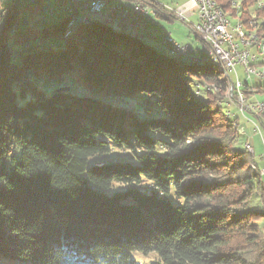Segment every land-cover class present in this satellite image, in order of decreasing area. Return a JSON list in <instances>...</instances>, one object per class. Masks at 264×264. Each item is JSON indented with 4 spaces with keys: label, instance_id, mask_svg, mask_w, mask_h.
Here are the masks:
<instances>
[{
    "label": "trees",
    "instance_id": "obj_1",
    "mask_svg": "<svg viewBox=\"0 0 264 264\" xmlns=\"http://www.w3.org/2000/svg\"><path fill=\"white\" fill-rule=\"evenodd\" d=\"M261 1L238 21L264 41ZM17 18L0 12V264H264V176L217 105L220 66L101 22ZM39 39L57 46L24 51Z\"/></svg>",
    "mask_w": 264,
    "mask_h": 264
},
{
    "label": "built area",
    "instance_id": "obj_2",
    "mask_svg": "<svg viewBox=\"0 0 264 264\" xmlns=\"http://www.w3.org/2000/svg\"><path fill=\"white\" fill-rule=\"evenodd\" d=\"M73 1L74 9H66V17L69 20L91 21L93 16L102 17L104 24L126 30L141 41H144L147 34H150L155 39H159L162 45L175 55L188 57L193 62L215 61L221 62L225 67H230L234 77L232 90L236 89L239 96H241L240 91L243 84L237 75L238 67H242L249 77L254 76L264 80V71L255 67V54H261L260 46L254 39H252L251 45H241L235 28L233 32H230L231 27L219 20V13L213 7H209L205 0H188L171 12L159 8L151 0ZM45 12L46 10H43L42 14L44 15ZM80 13L84 15L83 18L79 17ZM158 14L174 18L188 25L196 37L205 44L204 54L195 57L189 46L179 44L171 34L149 31L146 28V22L149 18H156ZM28 47L26 48L28 49ZM252 106H259V114L253 115L264 116V107H260V102H256ZM241 111L251 113V106H246V109ZM231 114L236 117L235 114ZM254 132L262 136V132L256 124H254ZM245 148L249 149L253 155V150L249 145H246ZM262 158L264 160V157ZM262 172L264 173V170Z\"/></svg>",
    "mask_w": 264,
    "mask_h": 264
},
{
    "label": "rangeland",
    "instance_id": "obj_3",
    "mask_svg": "<svg viewBox=\"0 0 264 264\" xmlns=\"http://www.w3.org/2000/svg\"><path fill=\"white\" fill-rule=\"evenodd\" d=\"M152 2L156 3L157 6L161 9L166 10L167 12L175 10V8L183 5L179 2V0H151ZM224 2H230L231 10H235L232 12L233 18L228 17L226 13H223L225 16H227V19L230 25V32H233L234 27L238 24V20L244 19L242 17V11H244V16L251 17L249 14H252L254 16V12L256 10V6L253 5L252 0L245 4L247 0H223ZM40 2V7L36 8L37 3ZM261 3L264 4V1H261ZM62 5L61 7H58ZM67 5V0H61L60 4H56V0H38L35 3H28L24 0H0V12L3 10H7L8 14H12L15 11L18 13L16 28L19 32L25 31L27 29H42L43 26L53 27L60 19H63L66 17L65 14V7ZM29 7V9H28ZM42 10H46L44 15L42 14ZM52 12H55L54 15H52ZM241 14L240 18L237 15ZM80 18H83L84 15L80 13ZM170 20H165L161 18H154L153 22L152 18H149L146 24L148 27L152 30L158 31L160 33H169L173 36V38L181 45H187L189 46L195 53V56H200V54H203L205 51V44L200 42V40L196 37V35L190 30L189 26L185 23H182L181 21H178L174 18H171ZM253 18H251L252 20ZM102 17L93 16L91 18L90 23L93 22H102ZM195 20V19H194ZM248 22L247 27H250L252 22ZM43 23V25H42ZM68 29L71 32H74L75 30L72 29V25L69 21ZM243 24V23H242ZM93 25V24H92ZM245 30L247 27L245 25ZM243 28V27H242ZM115 29V27H114ZM66 30V29H65ZM84 31V27H80L78 29L79 34H82ZM249 32V31H248ZM251 32V31H250ZM252 33L256 34V31H252ZM257 35V34H256ZM60 42L62 40H59ZM261 41V40H260ZM40 42L39 40L31 42V46L28 47V49H33L38 45ZM146 45H149L156 49L159 53H165L166 56H171L174 59L179 60L183 65L191 66L192 68H195L196 70H200L199 66L195 64L192 60H190L188 57H179L178 55H171L169 50L165 47L163 48L159 43V40L156 41L149 39V37H146L143 41ZM41 47L42 48H50V47H56L57 43L52 40H41ZM262 43L264 41L262 40ZM24 51H26V47ZM15 54V52H13ZM262 59V58H261ZM208 68L205 67L203 70L206 71ZM213 71L216 74H219L220 71L218 69H213ZM222 73V72H221ZM237 75L239 77L240 82L243 84V87L241 88V96L237 95L236 89L232 90V87L234 86L231 84V87L229 88V93L227 94V98L223 102H219L217 105L224 108L225 113L231 112L236 115V117L232 118V124L235 126V131L239 135V140L237 144V148L240 150L246 149V145H249L253 150V161L251 162V168H264V160L262 157H264V116H255L253 114L256 113H249L247 111L242 112V109H246V106H252L256 102H264V93L263 94H257L256 91L251 92L248 96L244 93V85H248L250 90L253 91L256 87H264V80H261L259 78H256L254 76H250L244 71L242 67L237 68ZM223 76V74H222ZM232 81L234 82L233 74L231 76ZM68 84V83H67ZM69 88V87H68ZM197 91L200 89H204L202 85L196 86ZM70 89V88H69ZM217 92V91H216ZM137 110L136 107H134V110ZM141 109V108H139ZM228 115V114H227ZM254 124H256L261 132L262 136L256 132H254ZM243 129V130H241ZM190 145H194L193 143H189ZM92 162V160H91ZM264 178V177H263ZM264 227V220L261 221ZM145 264L148 263V260H142Z\"/></svg>",
    "mask_w": 264,
    "mask_h": 264
},
{
    "label": "bare ground",
    "instance_id": "obj_4",
    "mask_svg": "<svg viewBox=\"0 0 264 264\" xmlns=\"http://www.w3.org/2000/svg\"><path fill=\"white\" fill-rule=\"evenodd\" d=\"M24 1L29 3V2H34L36 0H24ZM205 1L209 5V7H213L214 10L217 11V13H219V20L220 21H224V23L227 26L231 25V23H229V21L227 20L229 18H227V16H225L221 12V10L217 7L215 0H205ZM56 3H57V5H59L60 0H56ZM66 9H74V1L73 0H67ZM75 21H77V23L82 24V25L90 23V21H87L84 19H77ZM237 22H238V24L234 28L236 30V35L239 38L241 45H251L252 39H254L256 44H258L260 46V53L261 54H255V67L259 68L260 71H264V43H262V40L260 41V39L258 38V36L256 34L252 33V30H251V32L247 29L243 30L244 29L243 24L240 23V21H237ZM106 25H108V24H106ZM119 30L126 35L135 36L134 34L126 32V30H121V29H119ZM208 62H212V63H215L218 66H220L223 70V74H224L225 78L229 81L230 84L234 85V82L232 81V78H231L233 71L230 67H225L221 62H215V61H208ZM205 89L207 92H210V90H211V88H207V87ZM196 94L200 95V91L198 90ZM260 107H264V102H260ZM251 113L259 114V106H251ZM229 117H232V115L229 114ZM261 174L264 176V173L262 171H261Z\"/></svg>",
    "mask_w": 264,
    "mask_h": 264
},
{
    "label": "crops",
    "instance_id": "obj_5",
    "mask_svg": "<svg viewBox=\"0 0 264 264\" xmlns=\"http://www.w3.org/2000/svg\"><path fill=\"white\" fill-rule=\"evenodd\" d=\"M188 0H179V2L182 4H184V3H186ZM153 20L154 19H152V21L151 22H153ZM166 20V19H165ZM167 20H171L172 21V19L171 18H168ZM146 28L149 30V31H155V30H152V29H150L149 27H148V25H146ZM147 37H149V39H151V40H154V41H156L157 39H154L150 34L147 36ZM159 40V39H158ZM159 44L163 47V48H165L163 45H162V43H161V41L159 40ZM201 42V41H200ZM186 45V44H185ZM187 46V45H186ZM192 50V49H191ZM193 51V50H192ZM162 54H164L165 55V53H163L162 52ZM170 54L171 55H175L174 53H172L171 51H170ZM201 55V54H200ZM179 57H181V56H179ZM260 170H264V168H260Z\"/></svg>",
    "mask_w": 264,
    "mask_h": 264
},
{
    "label": "water",
    "instance_id": "obj_6",
    "mask_svg": "<svg viewBox=\"0 0 264 264\" xmlns=\"http://www.w3.org/2000/svg\"><path fill=\"white\" fill-rule=\"evenodd\" d=\"M62 5H60V6H58V7H61ZM55 14V12H53V15ZM65 14H66V7H65ZM68 18V17H67ZM98 22H100V21H98ZM94 23V22H93ZM101 23H103V22H101ZM104 24V23H103ZM105 25V24H104ZM106 26H109V25H106ZM110 27H113L114 28V26H110ZM115 30H116V28H115ZM117 31V30H116ZM149 34H147V36H148ZM146 36V37H147ZM153 37V36H152ZM154 38V37H153ZM155 39V38H154ZM165 47V46H164ZM191 49V48H190ZM27 50V49H26ZM192 51V50H191ZM170 52V51H169ZM193 52V55L195 56V53H194V51H192ZM204 54V53H203ZM203 54H201L200 56H202ZM195 57H198V56H195ZM57 91H63V92H69L70 91V89L68 88V87H63V88H60L59 90H57Z\"/></svg>",
    "mask_w": 264,
    "mask_h": 264
}]
</instances>
